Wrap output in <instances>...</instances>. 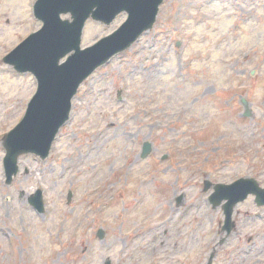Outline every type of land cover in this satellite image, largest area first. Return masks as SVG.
Listing matches in <instances>:
<instances>
[{"label": "rangeland", "instance_id": "374dc122", "mask_svg": "<svg viewBox=\"0 0 264 264\" xmlns=\"http://www.w3.org/2000/svg\"><path fill=\"white\" fill-rule=\"evenodd\" d=\"M31 3L0 0V136L37 87L3 64L38 25ZM127 17L88 20L81 45ZM4 155L0 138V264H264V205L237 203L227 231L204 190L264 187V0H164L152 29L81 85L48 158L21 155L7 184Z\"/></svg>", "mask_w": 264, "mask_h": 264}, {"label": "water", "instance_id": "95a60500", "mask_svg": "<svg viewBox=\"0 0 264 264\" xmlns=\"http://www.w3.org/2000/svg\"><path fill=\"white\" fill-rule=\"evenodd\" d=\"M162 0H38L35 11L44 21L42 30L32 35L35 37L30 46L25 48L16 64L19 70H30L38 78V90L29 104L27 113L16 129L4 138L6 149L5 167L8 182L18 171V157L24 153H35L42 159L49 155L52 142L60 127L68 120L71 100L81 82L98 66L105 64L112 56L127 49L145 30L151 28L156 19ZM128 12L127 21L112 35L101 39L95 45L81 49V34L86 20L93 19L109 23L121 11ZM61 13H71L72 20H62ZM74 52L67 61L60 60L69 52ZM247 106V102L243 100ZM244 115L252 112L246 109ZM150 142H145L142 157L151 152ZM209 181L205 190L210 188ZM249 194L256 195L258 205L264 204V188L251 178H241L231 184H217L210 196L214 206L223 200L226 221L223 229L233 227L232 213L234 206ZM72 193H69L70 200ZM31 204L39 211L44 210L42 191H37L31 198ZM99 237L104 231L99 230ZM211 256L208 264L212 263ZM107 264H110L108 261Z\"/></svg>", "mask_w": 264, "mask_h": 264}, {"label": "bare ground", "instance_id": "6f19581e", "mask_svg": "<svg viewBox=\"0 0 264 264\" xmlns=\"http://www.w3.org/2000/svg\"><path fill=\"white\" fill-rule=\"evenodd\" d=\"M8 83V82H7ZM38 239H41L42 237L40 235L37 236Z\"/></svg>", "mask_w": 264, "mask_h": 264}]
</instances>
